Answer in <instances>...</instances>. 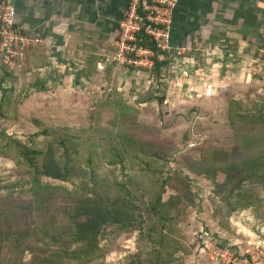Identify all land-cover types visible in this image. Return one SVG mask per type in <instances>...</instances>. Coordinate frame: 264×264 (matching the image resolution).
<instances>
[{
	"label": "rangeland",
	"instance_id": "rangeland-1",
	"mask_svg": "<svg viewBox=\"0 0 264 264\" xmlns=\"http://www.w3.org/2000/svg\"><path fill=\"white\" fill-rule=\"evenodd\" d=\"M169 47L158 56L166 61L158 73L150 70L154 52L151 67L138 71L110 59L79 72L59 71L60 63L51 61L41 72L44 57L32 69L27 54L13 68L0 62V132L36 148L56 135L65 137L72 177L42 176L39 182L73 190L71 195L94 189L113 196L124 182L147 201L159 190L161 174L179 172L192 198L176 210L168 264H264V189H254L252 207L216 209L224 206L217 183L226 176L218 168L233 171L246 158L264 154V123L240 122L234 114L264 109V56L257 50L215 55L193 46ZM36 185L14 151L0 155V207L26 206L36 213L41 202V223L51 219L55 229L70 224L65 209L73 197L62 190L38 191ZM174 193L167 187L163 201ZM35 213L34 224L41 226ZM27 246L0 255V264H34V247ZM151 246L139 229L106 226L97 252L75 264H150L145 255Z\"/></svg>",
	"mask_w": 264,
	"mask_h": 264
},
{
	"label": "trees",
	"instance_id": "trees-1",
	"mask_svg": "<svg viewBox=\"0 0 264 264\" xmlns=\"http://www.w3.org/2000/svg\"><path fill=\"white\" fill-rule=\"evenodd\" d=\"M139 37H142L141 45L153 49V65L150 70L158 73L161 65L166 62L158 58L162 52L161 48L157 47L144 31L139 33ZM263 43L264 38L258 48ZM93 59L94 62L101 61L99 55L94 56ZM109 59L111 60V53ZM106 60L104 58L102 62ZM0 62L5 66L1 55ZM94 62H91L89 68L96 65ZM130 68L140 70L135 67ZM152 99L154 98L150 96L144 101ZM162 101L163 98L159 97L158 102ZM1 104L0 101V106ZM240 111L234 112L237 121L244 122L253 118L255 123H264V109L244 108ZM42 132L49 135L47 129ZM67 144L68 140L65 137L56 135L54 140L47 142L43 148H36L21 142L15 135L3 130L0 132V155L14 151L16 158L22 160L27 168L32 170L33 183L37 184L36 190L52 189V192L62 190L67 191L70 198L73 197L65 209L70 224L61 229H55L56 226L51 219H45V224L41 223V216L44 213L41 202L40 206L36 207V213L33 208L26 206L18 205V209L0 207V255L4 254L6 257L7 253H14L21 246L28 245L27 247H34V264L84 262L97 252L98 238L105 227L116 226L122 231L139 229L140 233L152 242L151 251L145 255L152 260L150 264H168L174 253L173 247L167 242L176 218V210L180 208L179 203L188 196L191 197L190 184L186 176L176 171L168 172L166 176L161 174L157 182L159 190L147 201L134 195L124 182L119 183L113 196L94 189L77 191L71 195L73 190L70 191L63 186L40 184L39 178L42 176L60 181H67L72 177ZM56 145L59 149H55ZM218 170H222L226 176L223 182L217 183L220 187L218 196L222 197L224 206L219 204L216 209L223 213L224 210L231 212L237 208L245 209L256 205L254 189H264V154L246 158L233 171L227 172V169L222 167ZM206 174L209 175L208 172ZM167 187L172 188L175 193L171 194L168 200L163 201V193ZM34 213L41 226L34 224L36 223L35 219L33 220ZM50 240L57 246L52 247ZM136 256L138 259L142 258L138 254Z\"/></svg>",
	"mask_w": 264,
	"mask_h": 264
},
{
	"label": "crops",
	"instance_id": "crops-1",
	"mask_svg": "<svg viewBox=\"0 0 264 264\" xmlns=\"http://www.w3.org/2000/svg\"><path fill=\"white\" fill-rule=\"evenodd\" d=\"M12 1L18 22L30 35L43 38L42 44L26 53L30 67L35 69L36 60L44 57L43 66L37 68L41 72L48 69L49 61L60 63L59 71L79 72L88 70L96 55L109 60L130 0ZM262 38L264 0H179L174 9L170 31L173 49L184 45L215 55L219 51L236 55L257 50ZM95 63L99 68L103 65L99 60Z\"/></svg>",
	"mask_w": 264,
	"mask_h": 264
},
{
	"label": "built area",
	"instance_id": "built-area-1",
	"mask_svg": "<svg viewBox=\"0 0 264 264\" xmlns=\"http://www.w3.org/2000/svg\"><path fill=\"white\" fill-rule=\"evenodd\" d=\"M178 2L179 0H130L119 22L118 37L112 43L114 49L111 60L129 67H151L153 49L140 44L142 37H139V33L144 31L161 50H170L173 13ZM42 43V37L30 35L18 22L13 1L0 0L2 62L13 68L19 59L25 57L29 48ZM257 55L264 56V43L257 49Z\"/></svg>",
	"mask_w": 264,
	"mask_h": 264
}]
</instances>
